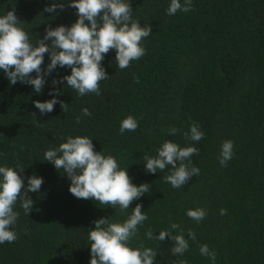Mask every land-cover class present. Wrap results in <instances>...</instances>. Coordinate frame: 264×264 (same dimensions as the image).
<instances>
[{"label":"trees","instance_id":"16d2710c","mask_svg":"<svg viewBox=\"0 0 264 264\" xmlns=\"http://www.w3.org/2000/svg\"><path fill=\"white\" fill-rule=\"evenodd\" d=\"M130 2L133 19L152 27L141 41L145 55L120 69L110 50L102 61L108 78L100 81V95L80 96L59 85L65 106L58 103L42 115L34 101L51 99L52 79L70 69L47 76L39 95L30 85H11L0 71V165L24 169L19 174L25 186L33 174L44 181L39 192L27 193L34 202L29 216L18 198L19 217L11 228L17 238L0 244V264H90L93 221L122 223L138 203L148 219L129 243L152 248L154 264H212L200 254L203 244L215 251V264H264V0H192L189 12L172 16L166 13L170 0ZM50 3L0 0V14L14 11L35 45L47 27L77 19L67 6L43 12ZM48 62L46 53L41 67ZM84 108L90 116L83 115ZM129 115L138 127L121 135L120 122ZM193 124L204 133L199 142L184 135ZM171 128L177 129L174 135ZM77 135L92 138L95 151L115 157L135 185L148 183L150 191L125 211L75 198L63 170L45 161L44 153ZM166 140L198 149L191 166L199 175L179 189L163 179L171 166L155 174L144 168V156L155 155ZM225 140L233 142V157L221 165ZM196 208L206 210L199 223L186 215ZM173 223L180 226L173 235L182 231L189 242L183 256L172 254L170 238H155Z\"/></svg>","mask_w":264,"mask_h":264},{"label":"clouds","instance_id":"9594fccd","mask_svg":"<svg viewBox=\"0 0 264 264\" xmlns=\"http://www.w3.org/2000/svg\"><path fill=\"white\" fill-rule=\"evenodd\" d=\"M65 6L76 10L77 19L71 25L47 27L43 38L35 45L20 26L14 11L0 14V71L11 85L17 82L30 85L39 95L48 83L47 76L58 68L70 69V74L52 79L48 93L51 99L34 101V107L42 115L51 113L58 103L61 108L65 106L58 98L62 95L59 85H67L80 96L90 92L100 95V81L108 78L102 65L105 55L110 50L114 51L117 67L124 69L131 61L145 55L141 41L152 33V27L141 26L138 20L133 19L130 0H51L43 12L55 14L57 9L64 11ZM191 7L192 0H183V3L181 0H170L166 13L169 16L178 11L187 13ZM46 53L49 62L42 68ZM82 112L84 116L91 115L87 108ZM137 127L138 121L129 115L120 122L119 131L123 135L125 131L134 132ZM176 132L175 128L169 130L170 135ZM184 135L195 142L204 137L196 124L191 125ZM63 139L65 142L58 147L46 150L44 157L57 170H63L70 181L68 190L75 198L91 199L112 208L118 205L121 211H125L134 200L150 191L148 183L135 185L127 168H121L115 157L95 151L92 138L77 135ZM233 147L231 140L222 143L219 156L221 165L233 157ZM197 153L195 146L181 147L166 140L155 150V155L144 156L143 164L146 173L151 174L158 170L163 172L171 166L169 174L163 179L179 189L191 177L199 175V169L191 166V157ZM23 170L0 165V244L11 243L17 238L11 228L19 217V212L14 210L18 198H21L20 206L29 216L34 202L27 193L39 192L44 182L43 177L33 174L26 178L25 186V177L19 174ZM132 209L122 223L109 222L103 217L93 221L95 226L88 232L90 264H154L157 253L152 248L143 245L132 247L129 243L137 235L138 226L148 219L145 211L141 210V204H136ZM225 211L221 209V214H225ZM186 215L199 223L205 217L206 210L188 209ZM179 228L178 224L173 223L170 229L160 231L155 238L160 241L170 238L174 241L172 254L183 256L189 249V242L182 231L173 235V231ZM146 236L152 239L153 232L148 231ZM188 236L192 240L196 238L191 231ZM199 251L215 264V251L206 244L201 245ZM180 264H186V261H180Z\"/></svg>","mask_w":264,"mask_h":264}]
</instances>
